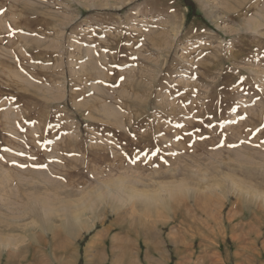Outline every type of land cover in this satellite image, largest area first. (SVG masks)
Instances as JSON below:
<instances>
[{"label":"rangeland","instance_id":"374dc122","mask_svg":"<svg viewBox=\"0 0 264 264\" xmlns=\"http://www.w3.org/2000/svg\"><path fill=\"white\" fill-rule=\"evenodd\" d=\"M0 264H264V0H0Z\"/></svg>","mask_w":264,"mask_h":264}]
</instances>
